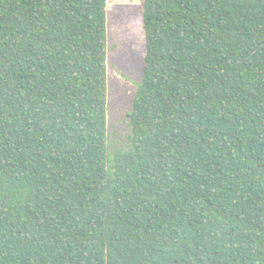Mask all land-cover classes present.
I'll return each mask as SVG.
<instances>
[{
  "label": "trees",
  "instance_id": "trees-1",
  "mask_svg": "<svg viewBox=\"0 0 264 264\" xmlns=\"http://www.w3.org/2000/svg\"><path fill=\"white\" fill-rule=\"evenodd\" d=\"M127 150L108 0H0V264H264V0H143Z\"/></svg>",
  "mask_w": 264,
  "mask_h": 264
},
{
  "label": "rangeland",
  "instance_id": "rangeland-1",
  "mask_svg": "<svg viewBox=\"0 0 264 264\" xmlns=\"http://www.w3.org/2000/svg\"><path fill=\"white\" fill-rule=\"evenodd\" d=\"M143 0H108V128L111 151L127 150L128 115L143 80Z\"/></svg>",
  "mask_w": 264,
  "mask_h": 264
}]
</instances>
